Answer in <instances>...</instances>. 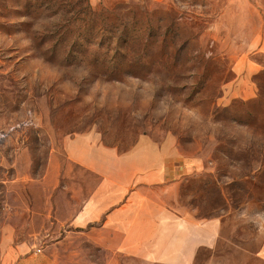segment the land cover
<instances>
[{
  "label": "rangeland",
  "instance_id": "obj_1",
  "mask_svg": "<svg viewBox=\"0 0 264 264\" xmlns=\"http://www.w3.org/2000/svg\"><path fill=\"white\" fill-rule=\"evenodd\" d=\"M0 132V264L98 184L64 153L88 135L185 167L170 205L218 224L196 264H264V0H0Z\"/></svg>",
  "mask_w": 264,
  "mask_h": 264
},
{
  "label": "crops",
  "instance_id": "obj_2",
  "mask_svg": "<svg viewBox=\"0 0 264 264\" xmlns=\"http://www.w3.org/2000/svg\"><path fill=\"white\" fill-rule=\"evenodd\" d=\"M64 153L98 184L68 222L44 229V246L23 264H84L80 257L95 249L141 264H196L214 244L216 222H199L169 203L185 171L172 153L144 138L119 155L91 135L69 139Z\"/></svg>",
  "mask_w": 264,
  "mask_h": 264
},
{
  "label": "built area",
  "instance_id": "obj_3",
  "mask_svg": "<svg viewBox=\"0 0 264 264\" xmlns=\"http://www.w3.org/2000/svg\"><path fill=\"white\" fill-rule=\"evenodd\" d=\"M8 133L7 132H0V145L2 143V140L7 137Z\"/></svg>",
  "mask_w": 264,
  "mask_h": 264
}]
</instances>
